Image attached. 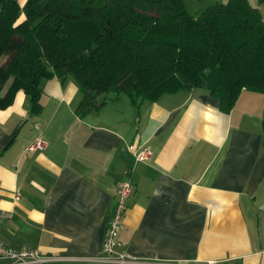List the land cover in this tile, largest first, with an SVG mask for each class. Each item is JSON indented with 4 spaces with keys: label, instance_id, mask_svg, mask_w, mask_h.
Here are the masks:
<instances>
[{
    "label": "crops",
    "instance_id": "1",
    "mask_svg": "<svg viewBox=\"0 0 264 264\" xmlns=\"http://www.w3.org/2000/svg\"><path fill=\"white\" fill-rule=\"evenodd\" d=\"M250 2L264 17V0ZM42 88L39 113L22 89L0 108L3 246L36 249L45 264H110L95 257L116 189L130 180L117 237L136 259L127 264H264L261 90L244 88L228 112L197 87L138 104L112 95L79 114L73 77L44 79ZM39 139L45 147L30 149ZM144 148L151 156L137 159Z\"/></svg>",
    "mask_w": 264,
    "mask_h": 264
},
{
    "label": "trees",
    "instance_id": "2",
    "mask_svg": "<svg viewBox=\"0 0 264 264\" xmlns=\"http://www.w3.org/2000/svg\"><path fill=\"white\" fill-rule=\"evenodd\" d=\"M250 0L192 14L184 0H0V108L16 91L42 110L44 79L73 77L79 114L113 93L140 103L206 87L230 111L244 88L264 95V19ZM112 96V95H111ZM264 120V119H263ZM264 141V122H263Z\"/></svg>",
    "mask_w": 264,
    "mask_h": 264
},
{
    "label": "built area",
    "instance_id": "3",
    "mask_svg": "<svg viewBox=\"0 0 264 264\" xmlns=\"http://www.w3.org/2000/svg\"><path fill=\"white\" fill-rule=\"evenodd\" d=\"M46 143L44 140H37L33 142L30 146V149L44 148ZM137 159L145 160L151 156V151L149 148L141 149L136 154ZM134 188L133 183L130 180H123L118 188L117 196L118 202L115 212L112 215V219L108 226L105 236V241L103 245L102 253L95 257L96 260L110 263V264H127L130 262H135L136 259L131 258L129 255L125 254V252H121L118 250V233L120 228L123 226L124 218L126 211L128 209V201L129 196L132 193V189ZM4 216V213L0 211V220ZM0 259H9L7 264H45L44 262L47 260L45 256H42L41 253L36 249H24V250H14L3 246L0 243Z\"/></svg>",
    "mask_w": 264,
    "mask_h": 264
},
{
    "label": "rangeland",
    "instance_id": "4",
    "mask_svg": "<svg viewBox=\"0 0 264 264\" xmlns=\"http://www.w3.org/2000/svg\"><path fill=\"white\" fill-rule=\"evenodd\" d=\"M27 1L28 0H19L23 9H24L25 5L27 4ZM184 1L186 3V8L188 9V11L192 14H196L197 12L202 11V9L205 10L207 8V6H210L211 4H214L218 1H224L225 2L228 0H184ZM263 6H264V4L261 6V8H263ZM262 10H264V9H262ZM122 94L125 97H128L127 93H122ZM111 95H113V93Z\"/></svg>",
    "mask_w": 264,
    "mask_h": 264
}]
</instances>
